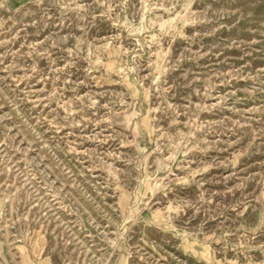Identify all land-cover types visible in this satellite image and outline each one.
Segmentation results:
<instances>
[{
    "label": "rangeland",
    "instance_id": "obj_1",
    "mask_svg": "<svg viewBox=\"0 0 264 264\" xmlns=\"http://www.w3.org/2000/svg\"><path fill=\"white\" fill-rule=\"evenodd\" d=\"M0 264H264V0H0Z\"/></svg>",
    "mask_w": 264,
    "mask_h": 264
}]
</instances>
